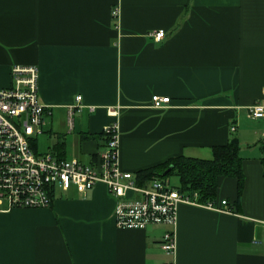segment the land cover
Segmentation results:
<instances>
[{"label": "crops", "instance_id": "crops-1", "mask_svg": "<svg viewBox=\"0 0 264 264\" xmlns=\"http://www.w3.org/2000/svg\"><path fill=\"white\" fill-rule=\"evenodd\" d=\"M15 64L39 68L60 157L95 163L117 121L124 171L211 158L234 135L246 179L239 204L237 179H219L232 212L180 204L175 256L168 227H117L105 183L59 188L48 207L0 210V264H264V120L247 117L264 104V0H0V89Z\"/></svg>", "mask_w": 264, "mask_h": 264}, {"label": "built area", "instance_id": "built-area-1", "mask_svg": "<svg viewBox=\"0 0 264 264\" xmlns=\"http://www.w3.org/2000/svg\"><path fill=\"white\" fill-rule=\"evenodd\" d=\"M113 14L117 17L119 9L115 8ZM152 35L159 41L166 36V31L160 29L152 32ZM11 74L12 84L0 89V210L48 207L59 188L68 190L75 186L78 191L85 193L97 183L103 182L116 199L113 217L117 227H168L161 246L172 256L177 252L180 204L203 205L223 212L233 211L227 200H222L220 205L215 202L201 203L197 192L192 195L180 192L164 177L138 183L135 173L120 167L117 121L104 128L106 144L98 153L95 163L60 157L50 151L38 153L33 146L34 139L44 133L47 118L52 113L50 106L40 99L39 68L37 65L15 64ZM76 100L77 104L70 107V115L75 107H82L80 95ZM170 100L169 96H152L156 108L165 107ZM109 113L118 115V108L109 107ZM247 117L264 120V104L256 102L249 105ZM236 128L232 126V131Z\"/></svg>", "mask_w": 264, "mask_h": 264}, {"label": "trees", "instance_id": "trees-1", "mask_svg": "<svg viewBox=\"0 0 264 264\" xmlns=\"http://www.w3.org/2000/svg\"><path fill=\"white\" fill-rule=\"evenodd\" d=\"M211 150V158L182 155L173 157L154 167L138 171L136 173L137 181L142 184L152 178H167L176 175L179 178V184L174 187L178 188L180 192L191 195L197 192L199 194L198 200L201 203H207L215 201L220 177H235L237 179L235 203L239 204L246 179L239 139L233 135L227 143L215 145ZM171 166L173 167L172 170L164 176L163 173Z\"/></svg>", "mask_w": 264, "mask_h": 264}, {"label": "rangeland", "instance_id": "rangeland-1", "mask_svg": "<svg viewBox=\"0 0 264 264\" xmlns=\"http://www.w3.org/2000/svg\"><path fill=\"white\" fill-rule=\"evenodd\" d=\"M57 144H58L57 140L54 137H50L47 134H41L34 139V146L36 147L38 153H44L49 151L52 152L54 148L57 146ZM167 179L169 180L172 186H176L179 184V178L176 175H171L167 177ZM163 226L164 225H161L159 227H163Z\"/></svg>", "mask_w": 264, "mask_h": 264}, {"label": "water", "instance_id": "water-1", "mask_svg": "<svg viewBox=\"0 0 264 264\" xmlns=\"http://www.w3.org/2000/svg\"><path fill=\"white\" fill-rule=\"evenodd\" d=\"M172 168H173V167L171 166L169 169H167V170L163 173V175L166 176V175L172 170Z\"/></svg>", "mask_w": 264, "mask_h": 264}]
</instances>
